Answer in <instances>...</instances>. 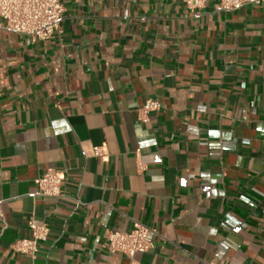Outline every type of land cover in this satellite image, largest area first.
<instances>
[{"label":"crops","instance_id":"1","mask_svg":"<svg viewBox=\"0 0 264 264\" xmlns=\"http://www.w3.org/2000/svg\"><path fill=\"white\" fill-rule=\"evenodd\" d=\"M61 1L46 41L0 18V264H264V0ZM47 168L60 197L32 195ZM136 221L152 247L110 253Z\"/></svg>","mask_w":264,"mask_h":264},{"label":"built area","instance_id":"2","mask_svg":"<svg viewBox=\"0 0 264 264\" xmlns=\"http://www.w3.org/2000/svg\"><path fill=\"white\" fill-rule=\"evenodd\" d=\"M186 8L193 10L202 7L209 0H183ZM222 10H233L245 4H258L261 0H213ZM64 12L61 0H0V18L4 27L10 32L24 34L32 41H46L58 28ZM160 109V103L148 99L138 109V120L146 122L149 113ZM94 154L101 155V147H93ZM64 174L53 168H47L34 179L35 189L33 196L57 198L62 195ZM1 202V200H0ZM1 215V211H0ZM29 236L16 240L11 248L20 253L34 256L41 242L49 235L46 223L27 221ZM150 229L134 222L130 231H108L105 236V247L110 253H119L129 258L137 252H144L152 247L148 238Z\"/></svg>","mask_w":264,"mask_h":264}]
</instances>
